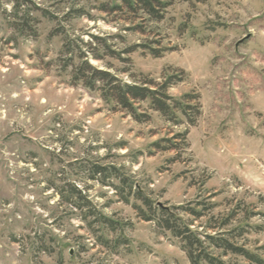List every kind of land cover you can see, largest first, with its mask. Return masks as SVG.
I'll return each mask as SVG.
<instances>
[{
	"label": "rangeland",
	"instance_id": "rangeland-1",
	"mask_svg": "<svg viewBox=\"0 0 264 264\" xmlns=\"http://www.w3.org/2000/svg\"><path fill=\"white\" fill-rule=\"evenodd\" d=\"M163 1L155 22L114 11L117 0H0V264L264 260V0ZM15 6L36 19L24 33L10 25ZM78 54L129 83L182 77L169 95L185 106L198 97L196 125L154 111L135 122L74 85ZM185 132L187 146L151 147ZM138 192L182 208L202 257L141 219Z\"/></svg>",
	"mask_w": 264,
	"mask_h": 264
},
{
	"label": "trees",
	"instance_id": "trees-1",
	"mask_svg": "<svg viewBox=\"0 0 264 264\" xmlns=\"http://www.w3.org/2000/svg\"><path fill=\"white\" fill-rule=\"evenodd\" d=\"M121 4L113 7L114 11H123L124 7L132 13L139 11L145 13L152 21L160 22L163 19V12L168 7V3L163 0H117ZM106 9L105 5L101 6ZM13 20L10 25L19 33H24L26 28L35 23L36 19L31 16V11L15 6ZM45 17H49L45 13ZM30 30V29H29ZM64 50L69 52L70 63L76 57L72 44H66ZM155 58L161 57V52L152 50ZM80 52V50H79ZM81 62L74 69L73 83H82L86 88L92 91H99L103 100L108 104H114L120 111L127 113L135 122L139 124H147L151 122L149 111L158 112L163 118L174 125H180L184 121L180 118V114L186 119L187 124L191 127L196 125V119L200 116V105L198 97L187 96V106L180 100L169 95V91L173 86L183 81L180 76H169L163 82H157L150 76L140 74L134 82L129 83L120 79L108 70H100L89 62L86 54H78ZM94 60H101L100 56H94ZM121 59V57H120ZM181 71L180 74L184 75ZM196 101L195 106L189 103ZM147 104V109H143V105ZM194 109L196 114L194 117L189 116L188 110ZM187 132L178 134L171 140H163L154 143L151 147L159 152L174 151L178 149L177 140H182L185 146L187 140ZM165 142L166 145H162ZM136 198L143 203L148 212L142 208H137L139 215L143 221L156 222L157 226L171 233L174 237L181 240L184 245V251L192 262H196L202 257L204 242L199 237V233L194 231L187 221L183 220L179 215L182 208H169L165 206L157 207L151 200L141 195L139 192ZM88 203V202H86ZM185 210L188 213H196L194 210ZM178 212V213H177ZM97 222L103 223L105 227L113 228V224H109L106 218L98 217ZM258 264H264V260L257 259Z\"/></svg>",
	"mask_w": 264,
	"mask_h": 264
}]
</instances>
